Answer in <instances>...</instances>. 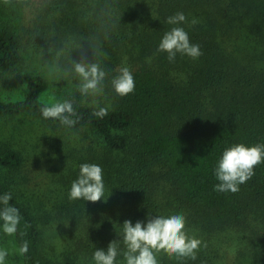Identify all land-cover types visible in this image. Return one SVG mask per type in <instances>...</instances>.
<instances>
[{
    "label": "trees",
    "instance_id": "16d2710c",
    "mask_svg": "<svg viewBox=\"0 0 264 264\" xmlns=\"http://www.w3.org/2000/svg\"><path fill=\"white\" fill-rule=\"evenodd\" d=\"M34 8L23 29L29 43L59 41L65 70L71 73L73 61H97L107 77L103 95L84 98L75 88L63 99L75 101L80 117L72 128L43 118L41 106L51 104L40 99L48 88L42 76L28 81L23 99H0L2 118L29 116L62 138L79 136L71 145L77 152L71 180H60L61 193L48 202L32 200L22 187V151L0 144V197L10 194L20 216L12 234L19 264H94V251H106L113 240L124 250L125 220L146 224L150 216L172 214H183L185 231L202 243L195 260L163 254L159 264H264V163L236 193L216 191L214 174L226 148L264 144V0H44ZM177 12L186 22L166 23ZM245 23L263 47L250 59L229 47ZM177 26L200 46L197 59L177 54L169 62L157 51ZM21 46L16 31L0 28V72L21 62ZM121 67L135 80L134 92L123 97L111 87ZM94 99L108 109L103 118L94 115ZM83 163L103 169L106 201L69 199ZM52 231L56 242H49ZM231 233L237 248L228 262L216 243ZM5 236L0 220V250L12 264ZM116 264H124L122 255Z\"/></svg>",
    "mask_w": 264,
    "mask_h": 264
},
{
    "label": "clouds",
    "instance_id": "9594fccd",
    "mask_svg": "<svg viewBox=\"0 0 264 264\" xmlns=\"http://www.w3.org/2000/svg\"><path fill=\"white\" fill-rule=\"evenodd\" d=\"M10 4L11 0H4ZM186 22L182 12L167 18L166 23L179 25ZM197 23L196 20L192 24ZM158 52L167 53L169 62H174L177 54L187 55L197 59L202 52L198 44L190 42L188 33L182 27H172L165 32L159 45ZM119 74L111 79V87L118 96H127L135 90V80L128 67H121ZM71 74L78 78L77 90L84 97L96 98L104 93V81L107 73L97 61H73ZM94 115L103 118L108 114L106 107H100ZM74 100L56 101L49 105L41 106L44 119L58 120L61 125L68 128L74 127L80 119ZM264 163V144L246 146L243 143L235 144L223 151L214 174L219 181L215 186L216 191H239V186L246 183L255 174V167ZM104 198L103 169L92 163H83L79 167V176L71 184L69 191L70 200L82 199L96 203ZM10 194L0 197V220L3 221V231L12 235L16 232L20 221L18 209L11 207ZM106 201V200H105ZM186 219L183 214L169 216L149 217L147 223L137 221L134 225L130 220L122 224L121 239L124 250L118 247L117 240L109 243L107 250H95L93 253L94 264H116L118 255L123 256L124 264H159L157 254L163 252L169 258L177 260L190 258L195 260L201 246V240L190 236L185 231ZM20 254L28 251V243L20 247ZM8 253L0 250V264H5Z\"/></svg>",
    "mask_w": 264,
    "mask_h": 264
},
{
    "label": "rangeland",
    "instance_id": "374dc122",
    "mask_svg": "<svg viewBox=\"0 0 264 264\" xmlns=\"http://www.w3.org/2000/svg\"><path fill=\"white\" fill-rule=\"evenodd\" d=\"M43 2L44 0H11V3L6 5L4 0H0V28L11 27L21 36L22 41L21 62L9 72H0V99L3 101L23 99L28 81L34 76H42L48 83V88L40 97L41 101L47 104L63 101L77 88L74 75L60 65L63 49L59 41H52L44 47H35L32 42H28L27 37L24 38L23 29L29 18L33 16L35 5L41 6ZM255 37V34L249 32L248 24L245 23L242 25V30L238 31L236 36L234 34L229 47L240 58L250 59L254 53L259 54L263 48ZM76 79L78 80L77 77ZM64 135L29 116L0 117V144H11L22 151L25 158L24 168L20 172L23 179L22 187L32 200L39 198L48 202L56 198L61 193V181L71 180L70 173H74L77 154L76 151L71 150V145L75 144L76 136H79L76 134L62 138ZM51 235H54L53 231ZM6 236V242L13 250L12 264H19L12 235L6 234ZM52 236L48 241L56 242V238L54 240ZM57 240L61 241V239ZM236 242V236L231 233L216 243L220 253L225 255L228 262L232 261L236 254ZM163 254V252L157 254V259Z\"/></svg>",
    "mask_w": 264,
    "mask_h": 264
}]
</instances>
